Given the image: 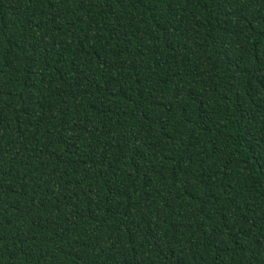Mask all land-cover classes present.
Returning <instances> with one entry per match:
<instances>
[{"label":"trees","instance_id":"16d2710c","mask_svg":"<svg viewBox=\"0 0 264 264\" xmlns=\"http://www.w3.org/2000/svg\"><path fill=\"white\" fill-rule=\"evenodd\" d=\"M0 264H264V0H0Z\"/></svg>","mask_w":264,"mask_h":264}]
</instances>
